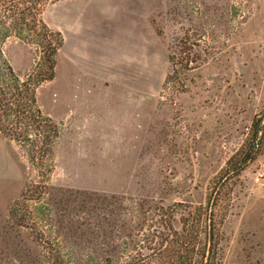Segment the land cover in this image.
<instances>
[{
    "label": "rangeland",
    "instance_id": "1",
    "mask_svg": "<svg viewBox=\"0 0 264 264\" xmlns=\"http://www.w3.org/2000/svg\"><path fill=\"white\" fill-rule=\"evenodd\" d=\"M42 18L64 42L36 98L60 128L44 156L0 132V264H264V138L234 174L264 126V0H51ZM8 19L23 80L41 39Z\"/></svg>",
    "mask_w": 264,
    "mask_h": 264
},
{
    "label": "trees",
    "instance_id": "2",
    "mask_svg": "<svg viewBox=\"0 0 264 264\" xmlns=\"http://www.w3.org/2000/svg\"><path fill=\"white\" fill-rule=\"evenodd\" d=\"M49 1L51 0H0V25L12 17L9 26L13 24L14 28L19 30L16 34H19L20 38L26 40H30V36L40 38L43 53L35 71L22 80L14 73L0 50V68H3L0 78V132L19 143L30 141L39 144L38 150L42 156L51 151L60 127L54 119L41 111L37 104L36 88L55 77L57 53L64 42L62 33L50 28L42 18ZM5 15H8L6 16L8 18H5ZM24 28L34 34L22 36L21 31ZM261 120V116L253 119L246 151L240 160L239 168L234 173L237 176L259 153L255 146H259L264 138V126L261 125ZM32 135L35 137L31 138ZM13 214L15 213L11 210V215ZM214 263L209 254L206 261L202 260L199 264Z\"/></svg>",
    "mask_w": 264,
    "mask_h": 264
},
{
    "label": "built area",
    "instance_id": "3",
    "mask_svg": "<svg viewBox=\"0 0 264 264\" xmlns=\"http://www.w3.org/2000/svg\"><path fill=\"white\" fill-rule=\"evenodd\" d=\"M264 179V169H260L255 176L256 182L262 181Z\"/></svg>",
    "mask_w": 264,
    "mask_h": 264
}]
</instances>
